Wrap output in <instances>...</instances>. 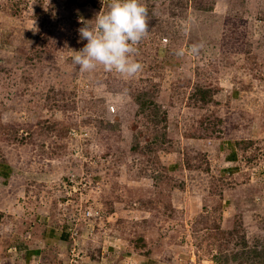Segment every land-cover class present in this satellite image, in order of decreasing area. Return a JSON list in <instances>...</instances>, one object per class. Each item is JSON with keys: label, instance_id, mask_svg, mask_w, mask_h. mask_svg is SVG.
<instances>
[{"label": "rangeland", "instance_id": "rangeland-1", "mask_svg": "<svg viewBox=\"0 0 264 264\" xmlns=\"http://www.w3.org/2000/svg\"><path fill=\"white\" fill-rule=\"evenodd\" d=\"M62 1L0 0V161L12 165L0 181V264H35L23 259L28 232L65 230L80 202L99 218L37 264H239L212 225L238 221L264 247V0H142L149 31L134 53L142 71L130 78L72 61L86 43L75 25L110 0L99 9L73 0L72 13ZM196 84L215 102L195 103ZM209 116L223 119L211 137L188 135ZM229 117L256 140L252 166L239 147L233 165L226 158ZM186 153L200 167L186 169ZM97 248L99 261L88 255Z\"/></svg>", "mask_w": 264, "mask_h": 264}, {"label": "clouds", "instance_id": "clouds-1", "mask_svg": "<svg viewBox=\"0 0 264 264\" xmlns=\"http://www.w3.org/2000/svg\"><path fill=\"white\" fill-rule=\"evenodd\" d=\"M147 19L148 9L142 0H110L105 10H100L90 23L83 22L78 29L80 40L86 43L73 51L74 66L82 72L102 67L106 72L134 77L143 68L134 53L149 31ZM200 47L194 45L192 52H198ZM177 55H183V50ZM69 134L73 135L70 130Z\"/></svg>", "mask_w": 264, "mask_h": 264}, {"label": "trees", "instance_id": "trees-1", "mask_svg": "<svg viewBox=\"0 0 264 264\" xmlns=\"http://www.w3.org/2000/svg\"><path fill=\"white\" fill-rule=\"evenodd\" d=\"M72 2H73V0H64L60 3H57V6L63 7L67 10V12L72 13L73 12V7L71 5ZM87 4H90L91 7H93V8H95V7L97 9L100 8V6L98 4V0H87L86 2L81 3L80 5H87ZM25 9H27V7H25ZM14 11H16L14 13H18V14L21 12L19 9H15ZM71 17H72V15L68 18L70 19ZM79 28L80 27L78 25H75V29H73L74 34L77 37H79V32H78ZM191 99L195 103H198L199 106H205L207 103L215 102L214 91L211 88H206L204 86L196 84L194 87V90L191 92ZM146 104H147L146 101H140L141 109H143V107H145ZM240 115L239 116L243 117V119L245 118V115L243 113H241ZM231 118L229 117V120L228 119L226 120L227 125L224 126V128H223V131L229 130L230 128H233V132H234L233 138H231L230 136L228 137V135H227L225 138L226 140L223 142V144H226L229 147V153L226 156V158L230 160L231 157L237 156V160H238V147H239L245 154L246 164L248 166H252L254 164L253 163L254 160L259 155L257 153L259 148L258 147H252V145L256 142V140L253 139L252 137L248 136L247 132H243V133L237 132V128H236L235 123H237L238 120L236 121V120L231 119ZM235 118L238 119V116H235ZM240 119H241V121L243 120L242 118H240ZM251 119H252V117H249L250 121H251ZM222 122H223V119L221 117L209 116L208 118H203L200 121L201 129H198L199 133H197L196 130L193 129V130H191V132L188 133V135L189 136H200V137H202V136L211 137V135H213L214 132H216V127L221 125ZM47 123H46V125L45 124L42 125V127H41L42 130L54 129L53 124H47ZM58 123L62 124V121H57V127H58ZM67 131H68V127L67 126L64 127V125H63L62 128H59V130L57 131L58 132L57 134H65ZM225 133H227V132L225 131ZM153 145L154 144H149V143L146 144V146L144 147V152L146 155L149 156V154H151L155 151V149H153ZM250 148H252V150ZM249 150H251L250 153H253V154H249L247 156L246 153L248 154ZM194 158L199 159L197 154H195V156L192 154H188V153L185 154L184 166L186 169H193V168L200 167V165L193 162ZM157 159H158V157H157ZM178 167H179L178 163H173L169 167L165 168V170L166 171L167 170L168 171L174 170ZM235 169L236 168H234V171H235ZM167 178L168 177H166L164 180H166V182H168V183H166V185H167L168 190L170 192L172 190L173 186L171 184V179L170 178L167 179ZM163 194L164 193H161L159 195L161 196ZM159 195H158V197H159ZM151 203H153V202L151 201ZM219 206L221 207V203L219 204ZM74 217H75V215H73V218ZM212 225H213L214 229L217 231L218 236H220V237L222 236L221 238H223L226 243L234 242L233 245H235V248L237 250L234 253H232V256H231L232 260L233 259L237 260L239 264H264V247H263V245L259 244L256 241H254V243L250 244L249 240H247L246 232L243 230V227H242V224L240 221L233 222L232 226L228 227L226 229H223V228L221 229L219 224L218 225L212 224ZM203 227H204V225H203ZM88 255L95 261H99L102 258L100 248H97L96 254L89 252ZM219 258L220 257H217V256L213 257L212 260H213L214 264L220 263Z\"/></svg>", "mask_w": 264, "mask_h": 264}, {"label": "crops", "instance_id": "crops-1", "mask_svg": "<svg viewBox=\"0 0 264 264\" xmlns=\"http://www.w3.org/2000/svg\"><path fill=\"white\" fill-rule=\"evenodd\" d=\"M229 160V159H228ZM237 161V156L231 157L229 160L230 165H233V162ZM225 172L230 173L234 171L233 166L224 169ZM12 175V165L9 162L0 161V181L5 183L11 178ZM29 241L26 245L27 247L24 249V261L29 263L33 261V259H47L43 257L46 255L47 247H52L53 245H59L61 243L69 244V234L62 229H58L53 224L41 225L38 224L32 228L30 232H28ZM56 247V246H55ZM55 249V248H53Z\"/></svg>", "mask_w": 264, "mask_h": 264}, {"label": "built area", "instance_id": "built-area-1", "mask_svg": "<svg viewBox=\"0 0 264 264\" xmlns=\"http://www.w3.org/2000/svg\"><path fill=\"white\" fill-rule=\"evenodd\" d=\"M73 134V132H71ZM84 186V184H83ZM81 188L78 185V189ZM75 192H76V188L74 189V187L72 188ZM81 192H79V196H80ZM81 198V196H80ZM78 207L75 208V212L74 215L75 217L69 222L68 224L66 223V228L63 231H66L69 234V238L71 240H75L76 237L79 235V224H81V222L85 223L86 225H91L89 224V222H91V220L93 221L94 219L99 218V212L97 210H86L83 206V204L80 202ZM79 215V216H78ZM71 260H74V258H72ZM75 262H77L76 260H74ZM33 262L35 264L38 263V260H36L35 258L33 259ZM73 262V261H72Z\"/></svg>", "mask_w": 264, "mask_h": 264}]
</instances>
